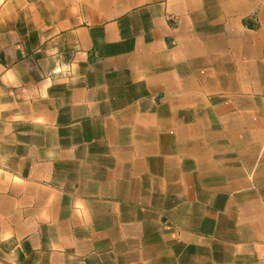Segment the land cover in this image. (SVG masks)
<instances>
[{
  "label": "crops",
  "instance_id": "obj_1",
  "mask_svg": "<svg viewBox=\"0 0 264 264\" xmlns=\"http://www.w3.org/2000/svg\"><path fill=\"white\" fill-rule=\"evenodd\" d=\"M0 264H264V0H0Z\"/></svg>",
  "mask_w": 264,
  "mask_h": 264
}]
</instances>
